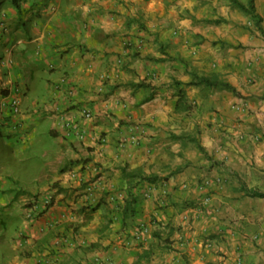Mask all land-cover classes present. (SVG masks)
I'll return each mask as SVG.
<instances>
[{"label": "crops", "instance_id": "0c3cea01", "mask_svg": "<svg viewBox=\"0 0 264 264\" xmlns=\"http://www.w3.org/2000/svg\"><path fill=\"white\" fill-rule=\"evenodd\" d=\"M2 5L0 264H264V0Z\"/></svg>", "mask_w": 264, "mask_h": 264}, {"label": "trees", "instance_id": "16d2710c", "mask_svg": "<svg viewBox=\"0 0 264 264\" xmlns=\"http://www.w3.org/2000/svg\"><path fill=\"white\" fill-rule=\"evenodd\" d=\"M5 0H0V3H4ZM25 0H10V2L19 7L21 3ZM231 5L235 8L240 9L242 12H244L247 15H250L257 23H259L261 20V17L257 14L256 12V7H255V0H247V1H242V0H229ZM198 82L203 83L209 86L212 85H217L222 84L224 87L227 88H232L228 83H222V82H217L215 80L206 78L204 76L198 77ZM251 194L253 196H259V197H264V192L263 191H251Z\"/></svg>", "mask_w": 264, "mask_h": 264}, {"label": "built area", "instance_id": "2783aa9c", "mask_svg": "<svg viewBox=\"0 0 264 264\" xmlns=\"http://www.w3.org/2000/svg\"><path fill=\"white\" fill-rule=\"evenodd\" d=\"M9 107H10V110L14 113H19L20 112V102L18 99L16 98H12L10 101H9ZM83 113V116L87 119H91L93 118V113L90 109H84L82 111ZM133 129H135L136 131H143V128L142 126L138 125V126H135ZM76 130L78 131V134L81 135L82 132L81 130L76 126ZM134 137L136 138V134L134 135ZM151 190L153 189H150V190H147L145 193H144V197L145 198H150L151 197ZM52 204V196H47L45 197L44 199H41V200H37V201H34V205H33V208L32 210L30 211L31 213L32 212H39L41 209H47L51 206ZM31 213H28L29 216H31ZM144 226L143 225H140L138 227V231H137V236L140 234L141 230H143Z\"/></svg>", "mask_w": 264, "mask_h": 264}, {"label": "rangeland", "instance_id": "374dc122", "mask_svg": "<svg viewBox=\"0 0 264 264\" xmlns=\"http://www.w3.org/2000/svg\"><path fill=\"white\" fill-rule=\"evenodd\" d=\"M242 1H247V0H242ZM6 3L12 4V3L10 2V0H5L2 6H4ZM231 6H232V5H231ZM232 7H233V6H232ZM263 11H264V10H263Z\"/></svg>", "mask_w": 264, "mask_h": 264}]
</instances>
